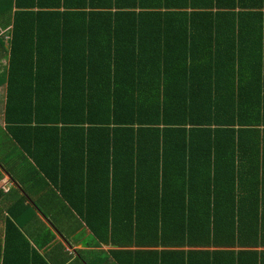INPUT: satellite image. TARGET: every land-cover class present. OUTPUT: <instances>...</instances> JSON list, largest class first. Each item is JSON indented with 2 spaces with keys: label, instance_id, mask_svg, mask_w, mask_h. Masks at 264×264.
<instances>
[{
  "label": "trees",
  "instance_id": "16d2710c",
  "mask_svg": "<svg viewBox=\"0 0 264 264\" xmlns=\"http://www.w3.org/2000/svg\"><path fill=\"white\" fill-rule=\"evenodd\" d=\"M0 5V264L53 236L40 197L115 264H264V0Z\"/></svg>",
  "mask_w": 264,
  "mask_h": 264
},
{
  "label": "crops",
  "instance_id": "0c3cea01",
  "mask_svg": "<svg viewBox=\"0 0 264 264\" xmlns=\"http://www.w3.org/2000/svg\"><path fill=\"white\" fill-rule=\"evenodd\" d=\"M6 3L9 0H1ZM11 14L7 10V5H0V127L4 126L2 114L4 110L5 100V87H6V73H7V61L8 53L6 48L8 47V39L10 37L11 26L7 25V22ZM0 189L6 192L13 186L12 182L8 180L7 176L1 175ZM30 187V183H28ZM38 201L40 207L47 209L48 219L39 216L41 221L48 226L52 231L53 236L50 235H38V242L41 244V248L38 249L32 241L29 242L31 250H28L26 246L20 242L17 250L15 251L16 239L11 238L8 242L9 255L15 256L11 264L16 262L28 261V257L33 258V250L35 249L39 254V257L46 261L48 264H115L109 256V251L117 249L111 245H105L96 241V239L90 234L85 225L78 222V216L74 213V210L63 199H53L48 197L35 198ZM82 209L92 208L97 209L101 206L99 201L87 203L85 206L82 203L81 206H77ZM105 209V202H104ZM55 224L58 230H61L63 234L54 230L51 226ZM3 246V242L1 243ZM37 260V259H36ZM31 264V262H30ZM36 264H39L37 262Z\"/></svg>",
  "mask_w": 264,
  "mask_h": 264
},
{
  "label": "rangeland",
  "instance_id": "374dc122",
  "mask_svg": "<svg viewBox=\"0 0 264 264\" xmlns=\"http://www.w3.org/2000/svg\"><path fill=\"white\" fill-rule=\"evenodd\" d=\"M0 178H2V177L0 176Z\"/></svg>",
  "mask_w": 264,
  "mask_h": 264
}]
</instances>
